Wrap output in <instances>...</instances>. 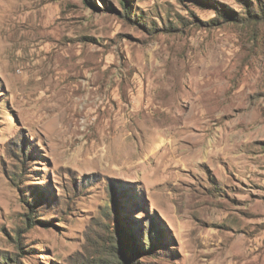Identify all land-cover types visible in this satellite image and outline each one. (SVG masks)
Wrapping results in <instances>:
<instances>
[{
	"label": "rangeland",
	"instance_id": "1",
	"mask_svg": "<svg viewBox=\"0 0 264 264\" xmlns=\"http://www.w3.org/2000/svg\"><path fill=\"white\" fill-rule=\"evenodd\" d=\"M118 227L264 264V0H0V255L101 264Z\"/></svg>",
	"mask_w": 264,
	"mask_h": 264
},
{
	"label": "trees",
	"instance_id": "2",
	"mask_svg": "<svg viewBox=\"0 0 264 264\" xmlns=\"http://www.w3.org/2000/svg\"><path fill=\"white\" fill-rule=\"evenodd\" d=\"M213 5V4H212ZM219 12L216 14V16L212 17L209 19V21H207L206 23H212V22H218V21H222L221 18H231V17H235L234 19L239 20V19H244L243 16H235L231 13H228L225 11V9H221ZM126 13V12H125ZM254 12L253 10H251L250 8L247 10V15H253ZM138 19V18H135ZM248 19V16H247ZM173 27L172 25H169V28ZM152 29V28H151ZM28 222L27 224H29V221H31V219L27 218ZM37 220V219H36ZM41 222H43L42 220H40ZM119 225H120V221H119ZM125 228H116L113 234V240H112V245L110 247L109 252L107 253L106 256L104 257H97V261L96 262H102L101 264H138L139 260L138 258L142 255L143 253V248H141L140 244H136V242H134L129 235L126 233V229ZM121 230H123L121 232ZM15 236H16V240L15 242L17 243V248L22 249L23 251V242L20 241V234H19V228H17L15 230ZM149 242V246L151 245V240H147ZM148 246V243H146ZM21 251V252H22ZM20 252V253H21ZM7 253L1 254L0 255V264H14L12 258H16L17 254H8Z\"/></svg>",
	"mask_w": 264,
	"mask_h": 264
}]
</instances>
